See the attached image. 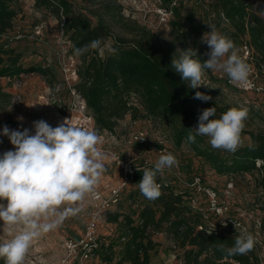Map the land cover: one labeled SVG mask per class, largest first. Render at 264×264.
Returning <instances> with one entry per match:
<instances>
[{
    "label": "rangeland",
    "instance_id": "rangeland-1",
    "mask_svg": "<svg viewBox=\"0 0 264 264\" xmlns=\"http://www.w3.org/2000/svg\"><path fill=\"white\" fill-rule=\"evenodd\" d=\"M250 1L255 7H262L264 10V0ZM94 2L95 7L101 11L107 3L116 7L114 17L112 15L105 17L113 22L111 23L113 31L122 36H130V32L124 28L122 22L117 21L120 15L136 20L140 25L155 32L162 40L170 42L175 39L171 21L187 24L186 16L193 14L195 24L203 27V33L211 30L209 27L211 24L221 34L230 38L224 30L225 24L218 26L215 21L216 11L212 7V0H171L170 3L167 0ZM73 3L75 11L88 13L86 9L90 6L88 3L82 0H73ZM15 5L20 11L15 18V29L0 39H7L19 50L24 51L22 61L27 67L41 64L49 67L50 74L46 77L37 72H29L1 78L0 85L4 91L11 93L12 97L9 105L0 108V132L5 125L13 130L28 128L34 132V121L42 119L56 127L69 119L67 122L72 126L96 130L102 140L98 147L108 157L105 161L106 171L95 187L102 195V199H95L93 193L89 194L79 214L68 217L57 229L41 235L32 242L24 264H116L122 255L123 246L117 242L120 235L118 223L108 221V217L113 213L138 211L142 201L141 196H133L137 186L132 182L123 186L125 168L127 165L138 166L143 163L154 165L161 155L167 153L174 154L179 164L171 169H165L162 177L171 181L176 188L184 190L188 187L189 175L199 172L204 178L205 185L211 186V196L216 192L215 199L218 203L227 204L229 211H232V217H235L233 219L240 223V228L254 235L259 245L257 252L261 264H264V188L259 183L258 172L231 175L216 173L202 157L195 154L188 143H183L179 148L175 147L171 126L160 119L145 117L134 119L128 113L118 121L114 132L97 129L83 97L74 87L79 78L73 80L68 72L71 67L78 69L81 65V56H75L72 52V43L63 32L62 23L51 9L38 7L35 0H17ZM174 7L177 14L172 11ZM93 19L96 22V19ZM37 25L41 27L37 29ZM234 44L239 51L240 48ZM176 45V51L181 52L182 48L178 43ZM112 46L113 38H108L101 41L99 51L105 55ZM165 47L170 49L168 44ZM252 68L260 91L239 88L230 82L226 74L208 69H205L202 78L204 85L200 86L204 94L211 96V100L221 106L228 109H248V118L244 122L245 128L241 134V146L251 143L250 131L264 132V73L258 70L255 63ZM57 85L60 86L59 91H55ZM135 97L133 95L132 100L137 103ZM17 117H23V121H18ZM197 126L198 123L195 127ZM204 137L206 143L210 145L209 138ZM0 141H2L0 154L13 150L6 136L0 135ZM137 142H144L149 148H140ZM157 143L163 148L156 146ZM215 150L223 154L228 152ZM189 164L192 168L190 174L187 171ZM114 188L120 191L116 194ZM194 195V200L190 203L193 206L200 205L204 211H208L204 195L198 192ZM104 200L108 201L109 205ZM0 203L6 204V201ZM211 209V212L214 211L213 206ZM96 214L98 220L95 234L98 246L93 252V257L85 259L82 256V248L84 243L89 242L87 227ZM19 230V226L11 230L3 228V222L0 221V241L11 239ZM152 238L156 246L151 251L150 264H185L182 250L166 231H157L153 233ZM111 243L115 244L112 251L107 248ZM107 253L113 257L111 263L103 258Z\"/></svg>",
    "mask_w": 264,
    "mask_h": 264
},
{
    "label": "trees",
    "instance_id": "trees-1",
    "mask_svg": "<svg viewBox=\"0 0 264 264\" xmlns=\"http://www.w3.org/2000/svg\"><path fill=\"white\" fill-rule=\"evenodd\" d=\"M82 1L90 5L86 7L88 13L75 11L73 0H35V3L38 7L51 9L63 23V32L72 43L73 53L75 48L83 47L93 40L113 38L111 49H116L115 53L109 49L102 55L99 48L90 49L81 55V65L77 69L79 81L74 87L85 100L96 128L114 132L118 121L128 113L134 119H160L171 126L175 147L188 143L197 156L202 157L221 175L257 171L259 183L264 188V132L250 131V144L240 146L234 153L223 154L208 145L205 137L196 135L193 129L202 110L215 107L214 119L229 110L214 100L203 102L193 99L197 91L202 92L201 87L191 89L189 82L184 81L181 74L172 67L173 58L181 55V52L176 51V43L182 51L188 48L196 50L202 63L209 58L206 55L208 46L200 42L204 34L203 27L195 24L194 15L186 16L187 24L171 21L175 39L168 42L151 29L123 15L116 19L128 29L130 36L116 34L112 28L113 22L105 17L115 16L114 5L107 3L101 11L95 7V0ZM16 3L17 0H0V37L15 29V18L20 13ZM212 7L216 11L215 21L218 26L225 24V32L238 48L245 43L250 46L255 65L264 73L263 8L255 7L250 0H212ZM175 10L174 7L172 11L177 14ZM167 44L170 49L165 47ZM23 57L24 51L7 39H0V80L29 72L49 76V67L41 64L27 67L22 61ZM133 95L137 103L132 100ZM11 97V93L4 91L0 85V108L9 105ZM190 132L196 135L194 143L187 140ZM137 145L149 148L144 142H137ZM156 146L163 148L159 143ZM153 166L148 163L134 166L132 183L137 188L133 196L142 198L138 211L118 212L108 217V221L118 223L120 235L117 242L123 246L122 255L116 264H150L151 251L156 246L152 236L157 231H166L172 237L183 252L185 264H261L257 252L258 242L246 255L227 254L226 250L234 245L236 237L244 231L235 225L238 221L233 219L232 211L228 210L224 214L229 216L225 218L232 219L227 225L222 223L224 217L216 210L211 212L212 202L206 191L211 186L205 185L199 172L190 174L191 164L187 166L190 174L187 188L178 189L171 181L158 176L161 196L155 200L146 199L140 193L138 183L142 179L143 170ZM196 177L200 178V190L198 185H193ZM197 192L204 195L208 211L190 203ZM260 225L262 227L263 223ZM114 246L111 243L107 248L112 251ZM103 258L110 263L113 259L110 253ZM0 264H4L3 259H0Z\"/></svg>",
    "mask_w": 264,
    "mask_h": 264
},
{
    "label": "clouds",
    "instance_id": "clouds-1",
    "mask_svg": "<svg viewBox=\"0 0 264 264\" xmlns=\"http://www.w3.org/2000/svg\"><path fill=\"white\" fill-rule=\"evenodd\" d=\"M264 12V10H261ZM203 34L201 43L208 46L209 57L203 63L196 50L181 51L173 58V69L188 81L191 89L199 88L205 69L222 72L238 87H247L251 68L238 54L234 42L221 34L214 25ZM101 47L99 39L74 49L81 56L90 49ZM113 53L116 49H111ZM57 85L55 91H59ZM51 91V90H50ZM193 99L207 102L211 96L197 91ZM216 108L202 110L198 116L196 135L206 136L214 149L236 152L241 146V134L248 118L247 108H231L214 119ZM23 121V117H17ZM69 120V119H68ZM65 120L52 127L44 120L33 122L34 132L28 128L13 130L5 125L0 135L6 136L13 150L0 154V221L3 228L20 230L11 239L0 241V259L4 264H24L32 242L41 235L57 229L70 216L83 210V202L93 193L104 171L107 155L96 130L70 125ZM196 135L189 133L187 140L194 143ZM2 142V141H0ZM172 153L161 155L153 168L143 170L138 183L140 193L148 200L162 194L157 177L165 169L178 166ZM256 239L248 232L236 237L228 248L229 256L246 255L255 247Z\"/></svg>",
    "mask_w": 264,
    "mask_h": 264
},
{
    "label": "built area",
    "instance_id": "built-area-1",
    "mask_svg": "<svg viewBox=\"0 0 264 264\" xmlns=\"http://www.w3.org/2000/svg\"><path fill=\"white\" fill-rule=\"evenodd\" d=\"M172 12V11H171ZM63 25V23H62ZM41 26L37 25L36 28L39 29ZM238 54L246 61V63L249 64L250 68H251V73H250V76H249V84L247 87H239V88H242L244 90H248V91H260L261 88L259 87V85L256 83L255 81V72H254V69L252 68L253 66V63H254V57L252 55V50L250 48V46L248 44H244L240 50L238 51ZM69 74L71 75L70 78H72L73 80H76L78 79V70L75 68V67H71L69 68ZM84 100V99H83ZM85 102V100H84ZM86 104V103H84ZM258 165H260V162L258 161L257 162ZM125 171H126V175H125V180L123 182V186H125L127 183H130L132 182V178H133V174H134V171H135V167L132 166V165H127L126 168H125ZM193 185H198L199 186V190L201 189L200 187V178L199 177H196L195 178V181L193 183ZM231 187H232V184H231ZM113 191L117 194L120 189H116L114 188ZM207 193L209 194V196H211V190L210 189H206ZM215 196H216V192H213L212 193V196L210 197L211 198V202H212V206H213V209L216 210V212L221 215L222 217H228V216H224L225 212L229 210L227 204H219L218 201L215 199ZM93 197L95 199H102V195L100 194L99 191L97 190H94L93 192ZM104 202H106L107 205H109V202L104 200ZM223 218V224L224 225H227L228 222L232 221L231 218ZM97 220H98V217H97V214L94 215V217H92L91 221L89 222L88 224V239H89V242H86L83 244V248H82V256L83 258L85 259H91L94 255V251L95 249L97 248L98 246V242L96 241L97 238H96V225H97ZM236 226L240 227V223L239 222H236L235 224ZM245 232V231H244ZM83 242V241H82Z\"/></svg>",
    "mask_w": 264,
    "mask_h": 264
}]
</instances>
